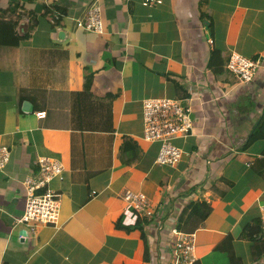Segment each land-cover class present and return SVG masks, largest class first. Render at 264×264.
Wrapping results in <instances>:
<instances>
[{
	"label": "crops",
	"instance_id": "0c3cea01",
	"mask_svg": "<svg viewBox=\"0 0 264 264\" xmlns=\"http://www.w3.org/2000/svg\"><path fill=\"white\" fill-rule=\"evenodd\" d=\"M142 1L0 0V22L27 34L0 44V264H171L172 230L193 233V264H264V238L244 229L260 225L264 179L253 168L264 138L239 148L264 112V0ZM93 7L100 32L76 27ZM211 48L255 60L253 79L208 67ZM151 96L177 100L191 119L173 139V166L156 164L158 143L142 139ZM41 156L60 163L61 179L47 182L60 206L54 224L29 228L16 221L22 181L38 176ZM124 191L142 194L150 216L128 208Z\"/></svg>",
	"mask_w": 264,
	"mask_h": 264
},
{
	"label": "built area",
	"instance_id": "2783aa9c",
	"mask_svg": "<svg viewBox=\"0 0 264 264\" xmlns=\"http://www.w3.org/2000/svg\"><path fill=\"white\" fill-rule=\"evenodd\" d=\"M159 2V0H143L142 4L148 6ZM97 14V8L93 7L82 19H75L74 24L83 30L100 32L101 23ZM54 17L51 15L50 23L54 21ZM257 66L255 60L235 52H229L225 62V68L243 83L253 79ZM34 115L36 118H42L44 112L38 111ZM141 120L142 139L158 143L154 162L160 165H175L179 160L180 151L170 142L189 133L191 119L188 110L172 98H146L141 102ZM8 155V148L0 145V168L6 164ZM35 164L38 176L35 179L25 177L22 181L23 206L20 216L16 218L17 222L29 228L37 224H54L60 206L58 194L47 186L50 179H61L60 163L52 158L41 156L37 157ZM39 189L42 190L38 191ZM122 199L136 214L150 216L151 205L142 194L124 191ZM259 221L264 238V205L260 207ZM171 233L175 236L174 257L171 264H193L194 258L191 253L194 245L193 233L176 230H172Z\"/></svg>",
	"mask_w": 264,
	"mask_h": 264
},
{
	"label": "trees",
	"instance_id": "16d2710c",
	"mask_svg": "<svg viewBox=\"0 0 264 264\" xmlns=\"http://www.w3.org/2000/svg\"><path fill=\"white\" fill-rule=\"evenodd\" d=\"M205 3V0H198V5H201ZM49 8L44 6L43 7V12L44 13H48ZM27 13H29L30 15L33 14V11H28ZM35 17V14H33V19ZM198 18L200 19L201 23H203V25L206 28L207 32H211V19L210 16L207 13H204L202 11H198ZM14 24L15 22L9 23V22H0V44L5 45V44H12V43H17L20 39H24L27 37V34L24 33L23 35L19 36L15 33L14 31ZM34 25V21H31L29 24V30L31 31ZM11 40V41H10ZM10 41V42H8ZM225 58L222 57L220 50L216 49V48H211L209 51V56L207 59V63L206 65L208 67H212V66H217V68H219L221 71H223L222 69H224V62H225ZM264 138V112L261 114V116L255 121V123L252 125L249 133L246 135V138L244 139V141L241 143V145L239 146L240 149H244L247 145H249L250 143L254 142L257 139H262ZM130 150V144L127 143V140H123L121 142V146H120V151H122V154H127L128 155V151ZM130 156V155H129ZM133 156L131 155V158ZM254 172L257 173L261 178L264 179V162L262 163H258L257 165L254 166L253 168ZM202 205V204H201ZM203 206V210L204 213H207L209 211V206L208 205H202ZM119 219L117 220L116 224L118 227L123 228L128 230L129 228L127 226H123L120 225L118 223ZM141 221V220H140ZM136 223H138V220L136 221ZM252 224L250 225H246L244 227L247 236L250 238L252 237V235L254 234V241H260L261 237H263L262 235V230L260 229V225L259 222L254 220L251 222ZM137 225V224H135ZM263 252V251H262ZM261 252V253H262Z\"/></svg>",
	"mask_w": 264,
	"mask_h": 264
},
{
	"label": "rangeland",
	"instance_id": "374dc122",
	"mask_svg": "<svg viewBox=\"0 0 264 264\" xmlns=\"http://www.w3.org/2000/svg\"><path fill=\"white\" fill-rule=\"evenodd\" d=\"M158 97H166V96H151V97H148V98H158ZM167 97H169V96H167ZM170 144L175 146L173 140L170 142Z\"/></svg>",
	"mask_w": 264,
	"mask_h": 264
},
{
	"label": "water",
	"instance_id": "95a60500",
	"mask_svg": "<svg viewBox=\"0 0 264 264\" xmlns=\"http://www.w3.org/2000/svg\"><path fill=\"white\" fill-rule=\"evenodd\" d=\"M61 35V34H60Z\"/></svg>",
	"mask_w": 264,
	"mask_h": 264
}]
</instances>
